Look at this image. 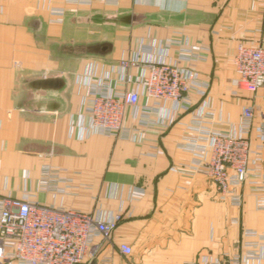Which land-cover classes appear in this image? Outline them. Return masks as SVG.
I'll list each match as a JSON object with an SVG mask.
<instances>
[{
  "label": "crops",
  "instance_id": "1",
  "mask_svg": "<svg viewBox=\"0 0 264 264\" xmlns=\"http://www.w3.org/2000/svg\"><path fill=\"white\" fill-rule=\"evenodd\" d=\"M241 42L264 45V0H0V197L101 220L120 214L81 264H206L246 251L260 258L244 264H264V185L254 188L264 143L257 155L260 142L248 135L240 207L196 171L206 133L239 136L248 106L253 129L264 124V87L235 86ZM124 60L137 67L123 70ZM146 62L191 69L196 89L181 104L146 99L136 83ZM104 77L113 94H141L124 119L132 140L85 130L88 87ZM44 168L60 181L47 190Z\"/></svg>",
  "mask_w": 264,
  "mask_h": 264
},
{
  "label": "built area",
  "instance_id": "2",
  "mask_svg": "<svg viewBox=\"0 0 264 264\" xmlns=\"http://www.w3.org/2000/svg\"><path fill=\"white\" fill-rule=\"evenodd\" d=\"M236 88L248 94H255L264 87V45H237L233 58ZM137 62L124 60L119 63L123 70L137 67ZM197 74L191 69L165 62H146L143 74L138 79L142 96L156 102L181 104L196 89ZM121 81L127 83L128 78ZM110 78L104 77L88 87V122L85 130L99 132L116 140L129 141L133 129L125 125L126 110L136 107L140 93L126 91L113 94ZM145 116V115H144ZM252 107H245L239 123V136L210 131L202 139L208 146L206 160L196 167V171L210 180L221 199L232 206L243 203L239 188L248 176L251 144L248 135L254 131L260 145L264 143V124L253 129ZM262 144V145H261ZM258 158V157H257ZM41 184L47 190L59 183L57 171L43 169ZM262 186H255L257 191ZM56 187V186H55ZM54 187V188H55ZM259 210L264 211V204ZM122 222V216L115 215L110 220H101L91 214L41 205L27 199L0 197V262L15 264H81L87 257L98 254L97 239H108ZM245 232L254 234L250 230ZM124 256L131 254L125 244L118 247ZM260 254L253 251L225 255L220 260L206 264H244L245 260H257ZM101 264H109L107 258Z\"/></svg>",
  "mask_w": 264,
  "mask_h": 264
}]
</instances>
